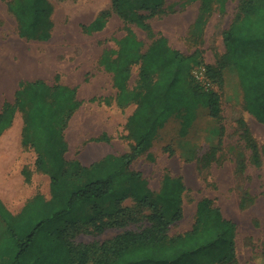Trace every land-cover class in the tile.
I'll list each match as a JSON object with an SVG mask.
<instances>
[{"label": "rangeland", "instance_id": "rangeland-1", "mask_svg": "<svg viewBox=\"0 0 264 264\" xmlns=\"http://www.w3.org/2000/svg\"><path fill=\"white\" fill-rule=\"evenodd\" d=\"M10 1L0 0V39L11 44L10 68L18 66L21 46V57L26 59L24 80L40 77L49 84L59 81L77 87L82 104L65 130L68 146L64 156L68 178L82 184L86 175L78 174L71 161L90 165L108 154L126 153L134 144L126 124L136 104L118 105L113 73L99 59L104 50L119 48L118 40L128 28L143 42L142 52L154 36L134 18L125 20L112 0H49L54 21L51 38L25 39L19 36L15 14L7 11ZM239 2L215 3L201 29H195L200 0H163L158 4L154 0H122V11L132 17L146 15L153 31L165 36L172 47L186 54L201 52L202 67L217 65L224 59L223 33L232 23ZM106 11L109 15L105 27L87 31L85 25ZM139 68L140 63L132 66L130 89L137 85ZM210 88L220 95V115L211 117L206 109L198 108L197 118L185 136L180 133L181 117L171 118L152 147L130 168L142 174L152 198L162 190L166 176L183 185V214L171 223L170 234L191 230L198 202L210 198L226 218L236 223L235 259L214 264H264V123L245 108L240 78L233 65L223 69L222 85ZM25 116L24 110H17L13 124L0 137V198L14 212L37 194L52 197L51 177L37 168L35 146L23 143ZM126 186L125 182L117 183L112 196L99 201L97 207L88 204L83 209L85 214L101 213L103 231L96 232L89 226L85 232L71 230V238L76 242H103L125 230L140 231L150 225L153 209L149 205L132 195L119 202ZM159 205L165 206L163 202ZM114 220L117 224H111ZM6 232L0 218V237ZM0 264H10L9 256L0 252Z\"/></svg>", "mask_w": 264, "mask_h": 264}, {"label": "trees", "instance_id": "trees-1", "mask_svg": "<svg viewBox=\"0 0 264 264\" xmlns=\"http://www.w3.org/2000/svg\"><path fill=\"white\" fill-rule=\"evenodd\" d=\"M200 1L195 29L202 28L215 3L225 0ZM112 2L125 20L134 18L154 36L142 52L143 42L128 28V33L118 40L119 48L104 50L101 57V64L114 73L118 105L136 104L126 124L134 144L126 153L108 154L90 165L71 161L78 174L86 175L82 184L73 183L68 178L64 156L68 146L65 130L82 104L77 87L59 81L49 84L44 79L20 81L15 101H6L0 112V135L12 125L17 110H24L23 143L35 146L36 166L50 174L52 197L37 194L18 214H13L0 199V218L7 229L0 237V252L9 256L10 264L230 263L236 256V223L226 218L210 198L198 202L191 230L170 234L171 223L183 214V185L166 176L162 190L152 198L142 174L130 168L152 147L160 129L171 118L181 117L180 133L185 136L197 118L198 108L206 109L211 117L220 115L219 93L204 86L193 74L194 68L202 64L201 52L186 54L172 47L165 36L153 31L146 15L132 17L122 11V0ZM9 8L18 19L21 36L44 41L51 38L54 21L49 0H11ZM107 14L108 11L85 25L87 31L103 29ZM223 39L224 59L217 65H204L206 80L221 86L223 69L233 65L240 78L245 108L264 123V0H240ZM137 63L138 82L130 89L132 66ZM120 182L127 186L119 202L132 195L149 205L153 209L151 224L140 231L125 230L103 242L74 241L71 230L85 232L89 226L96 232L104 230L101 213L85 214L83 209L88 204L97 207L99 201L113 195ZM160 202L165 206L161 207ZM111 222L117 224L116 220Z\"/></svg>", "mask_w": 264, "mask_h": 264}, {"label": "crops", "instance_id": "crops-1", "mask_svg": "<svg viewBox=\"0 0 264 264\" xmlns=\"http://www.w3.org/2000/svg\"><path fill=\"white\" fill-rule=\"evenodd\" d=\"M7 11L11 12L9 6H8ZM3 32H4V30H3ZM18 33H19L20 37H23V36H21L19 30H18ZM23 38H25V37H23ZM25 39H27V38H25ZM23 51H25V50H23ZM10 54H11L10 42L9 41L6 42L4 39H0V112L2 111V109L4 107V103L6 101L12 102L10 97H12V98L16 97L17 90L20 87V81L24 80V78H23L24 74H22V73H25V61H26V59L24 56L21 57V46H18V55H20L19 56L20 58H19L18 66L16 68H13V67H12V69L10 68ZM99 62L101 63V58L99 59ZM21 63H23L22 66H21ZM101 65L105 68V66L103 64H101ZM109 72L113 73L112 71H109ZM113 76H114V73H113ZM36 79H43V78L39 77ZM36 79H33V80H36ZM27 80H29V79H27ZM14 81H16V83ZM0 137H1V135H0ZM2 202L4 203L3 200H2ZM4 204L13 214L20 213L25 206L24 205L21 208V210H19L18 212H14L12 209L9 208V206L6 203H4Z\"/></svg>", "mask_w": 264, "mask_h": 264}, {"label": "built area", "instance_id": "built-area-1", "mask_svg": "<svg viewBox=\"0 0 264 264\" xmlns=\"http://www.w3.org/2000/svg\"><path fill=\"white\" fill-rule=\"evenodd\" d=\"M193 74H194L195 78L200 83H202L207 88L210 87L211 83L206 80L205 67L204 66H202V67L201 66L195 67L194 70H193Z\"/></svg>", "mask_w": 264, "mask_h": 264}, {"label": "bare ground", "instance_id": "bare-ground-1", "mask_svg": "<svg viewBox=\"0 0 264 264\" xmlns=\"http://www.w3.org/2000/svg\"><path fill=\"white\" fill-rule=\"evenodd\" d=\"M58 6H59V5H58ZM60 8H61V7H60ZM57 9H58V8H57ZM91 12H92V11H91ZM91 14H92V13H91ZM89 15H90V14H89ZM89 15H88V16H89Z\"/></svg>", "mask_w": 264, "mask_h": 264}]
</instances>
